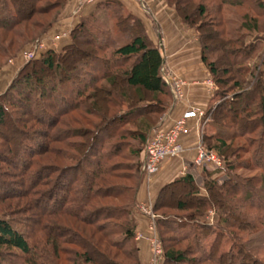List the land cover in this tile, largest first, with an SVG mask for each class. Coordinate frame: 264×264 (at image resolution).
<instances>
[{
    "label": "trees",
    "instance_id": "1",
    "mask_svg": "<svg viewBox=\"0 0 264 264\" xmlns=\"http://www.w3.org/2000/svg\"><path fill=\"white\" fill-rule=\"evenodd\" d=\"M36 1L9 0L11 9L0 0V57L9 50L2 40L32 17ZM193 1L167 0L197 30L216 84L218 101L203 121L219 128L203 129L201 142L223 165L202 166L201 185L186 172L158 191L162 264H264L247 241L264 230V0H218L247 8L239 25L252 35L247 41L244 33L224 36L226 20L208 22V8ZM100 4L116 13L114 28L93 12L80 17L60 50L21 65L0 94V264H141L133 211L145 143L175 99L142 20L119 0ZM209 210L217 231L201 220ZM224 234L231 245L220 250Z\"/></svg>",
    "mask_w": 264,
    "mask_h": 264
},
{
    "label": "rangeland",
    "instance_id": "2",
    "mask_svg": "<svg viewBox=\"0 0 264 264\" xmlns=\"http://www.w3.org/2000/svg\"><path fill=\"white\" fill-rule=\"evenodd\" d=\"M6 1L8 4V7H10L12 9V5L9 2V0H6ZM101 1H104V0H81L80 1L81 3L78 2L76 4L75 0H67L62 5H61V2H59V0L36 1L35 2L36 11L33 13L32 17L28 21H22L19 24H17L14 27V30L16 32L10 33V35H8L5 40L4 39L2 40L3 44L9 50L7 52L3 51L4 55L0 57V94L2 92H4V90L6 89V86L9 84L11 79L15 76L17 69L21 65H23L24 63H26L28 60L31 59V58L26 59L23 57L24 51H26L28 49H33L37 42L38 43L42 42L43 45L36 48V52H35L33 57L39 56L42 50L47 49V45L43 42L44 38H42V35L45 36L49 32H55V31L60 29L59 26H57V25L62 24V23H59L61 21V19L67 18L68 16H70V15H68V13L65 14V9L69 5L75 4L77 7L78 11L75 12L76 13L75 15L78 17L77 21L80 19V17L87 16L93 12L98 17L99 21L102 22V24H104L110 28H114L116 13H114V12L112 13L111 10L114 9V6L115 7H118V6L113 3L114 4V5L112 4L113 9L111 7H108L105 10L100 4ZM130 1H133V3L135 5H139L140 13H142L143 15L139 14V12L138 13L135 12L133 10L134 8H132V6L130 7L128 5V3L126 2V0H119L120 4L122 5V8H123L122 10L124 12L133 13L134 15L139 17L143 22L146 33L148 34V36L151 37V39L154 42H155V40L157 41L158 33L161 32L160 30L162 29V25H160L159 21L155 19V15L153 13H151L152 8H155V7H156V9H158V7L160 8V13L158 16L161 15L164 18L167 17L168 20L171 18V16L172 17L176 16L177 19L179 20V23L180 22L182 23V21L180 20L179 14L175 10L174 6L170 5L167 2V0H130ZM193 3H194V5H196L197 3H203L204 6L206 8H208V10H209L208 12H210V15L203 16L204 19H209V20H207L208 22H211L212 16L216 17V18L220 17V19L224 18V20H226V24L224 26V28H225L224 36L228 35V33H230V34H237V33L242 34V33H244L243 39L245 41H247V39H251L252 35L249 36V33L247 34V30L245 28L239 26L241 21H244V19H245L244 14H247V8H245L244 4H243V6H236V5L235 6L234 5L223 6V5H221V3L218 0H194ZM162 7H163V10H161ZM170 10H172V11L170 12ZM119 11H121V10H119ZM157 11H159V9ZM250 12H253V11L250 10ZM53 18H57V20H55L51 24H48L45 27V29H41L44 25H46V23L50 19H53ZM257 18L259 19V23L261 24L262 23V15L258 14ZM73 25L70 27V29H64L66 31H64V30L60 31L59 35L60 36L66 35L69 37V33H70V30L73 27ZM182 25L183 24H181V26ZM186 29H188V28H186ZM38 31L40 32V37L34 41L29 40L31 37L35 36V34ZM195 32L197 33V30L195 29L194 26H192V28H189V30L187 31V33H189L190 35H195ZM253 33L254 32H252V34ZM162 34L165 35V30L163 31ZM117 35H118L117 39H118L119 43L126 39V37L120 36V34H117ZM56 36H58V35H56ZM62 42H64V41L61 40L57 44L58 47H59V44ZM195 44H196V41H195ZM62 46L58 49H56L55 47L54 48L56 50H60L62 48ZM159 46H161V45L159 44ZM257 51H262V48L258 49ZM214 84H215V82H214ZM215 89H216V84H215ZM215 89L213 88L211 90H213V96L216 99V101H215V103H216L218 101V98L215 95ZM183 91H182V95H183ZM181 97H179L177 99H180ZM214 104H212V105H214ZM202 120H203V118H202ZM203 123H204V121H203ZM218 128H219L218 125H213L212 128L210 126H205L204 132L206 130V132L210 134L214 131H217ZM0 130H1V128H0ZM202 135H203V133H202V131H200V137H201L200 140L202 139ZM236 141L240 142V144H245L243 139H237ZM1 153H2V151L0 149V154ZM133 159L136 160V158H130L129 161L132 163V162H134ZM123 161L125 162V164L128 162L127 160H123ZM208 167H209L208 169L207 168H205V169L209 170V171L215 169V167H211V166H208ZM133 168L130 167L129 169H126V170H127V172L129 171V173H131V172H133ZM157 171H156V173H157ZM238 171L240 173H242L243 176L250 174L249 172H246L243 170H238ZM155 174H153V175H155ZM216 174L221 176V174L219 172H217ZM152 176H149L147 178V176L143 174L142 180L148 181L149 178ZM199 177H200V179H199ZM202 179H203L202 172H200V176L197 174L195 175V182L197 184L200 185L202 183ZM42 188H43L42 190H44V188L46 190L45 186H43ZM40 189H41V187H40ZM203 189H204V187H203ZM0 191H3L2 187H1ZM177 194L180 196L182 195L181 192H177ZM178 195H176V196H178ZM166 198H171V197H169V194H168L165 197V199ZM154 202L137 201L136 208L133 211V215H134L135 211L139 212V214L142 217H144V219L146 220L147 233L142 235V233L136 229L135 230V240L138 242L140 239H145L147 244L149 245V250H150L151 254H150V260H149L148 264H154L153 248L151 245V241L149 240V237L153 236L151 234L154 232V230H151L149 228V225H150L149 220L147 217H145L144 214H142V211H140L139 206H142V204H145L147 209H149L151 207V210L153 211V213L156 214L153 210ZM201 220H203V222L213 226L215 228V231L218 230V228H217L218 215L215 212V210L214 211L209 210L207 213H205L204 217ZM156 235H157V238L159 239V244L161 246V240L159 238L157 229H156ZM215 235L216 234L211 233L206 238L205 243H204V246L206 248H209V245L214 240ZM230 239H231V237L228 234H224V236H222L221 244H220V250H227L230 247V245H231ZM247 241H248V246L252 249L253 253H256V255H258L259 258H262L264 260V230L261 229L258 232L249 235L247 238ZM182 245H184V244L182 243ZM161 250H162V256H163L162 246H161ZM15 252L19 253V251H15ZM162 263H163V257L161 258L159 264H162Z\"/></svg>",
    "mask_w": 264,
    "mask_h": 264
},
{
    "label": "crops",
    "instance_id": "3",
    "mask_svg": "<svg viewBox=\"0 0 264 264\" xmlns=\"http://www.w3.org/2000/svg\"><path fill=\"white\" fill-rule=\"evenodd\" d=\"M75 1L77 4L81 0ZM126 2L130 7L132 6V8H134L133 10L135 12L142 14L140 13L139 5H135L133 1L130 0H126ZM158 9L159 11H157ZM158 9H156V7L152 8L151 13L155 15V19L159 21L160 25H162L161 32L158 33V38L155 42L161 45L160 50L163 56V65L167 70H170L174 74L183 78L185 83L183 86L184 91L182 97L180 99L174 98L175 100L173 104L167 109L157 127L153 129L154 131L167 130L170 128L174 120L181 116L189 107H198L206 110L216 101L213 96V90L209 89V85L206 82L211 76L201 59L200 43L197 33L195 32L196 36L187 33L189 28L192 27H188L181 22L179 23L176 16H171L169 20L167 17L166 19L161 15L158 16L160 8L158 7ZM161 10H163V7ZM76 11H78V9L75 4L69 5L65 9V14L68 13L70 16L61 19L59 23L62 24L57 25L60 29L55 32H49L45 36L42 35V38H44L43 42L47 45V48L55 47L58 49L69 41L68 36H60L59 33L64 29H70V27L77 22L78 17L75 15ZM171 11L172 10H170V12ZM181 24L183 25L181 26ZM164 30L165 35L162 34ZM61 40L64 42L60 43L58 47L57 44ZM206 121L203 123V120L199 118H190L187 120L185 131L180 136L181 143L184 146V152L178 157L164 159L160 163L155 175L150 177L148 181L142 180L137 191V201L154 202L158 191L164 184L180 177L186 172H191L194 179L196 174L200 176L202 167L196 165L194 160L197 155L196 147L201 141L200 131H202L205 126H210L212 128V126L207 124ZM200 194L206 195V191L203 187L200 188ZM134 218L136 229L140 231L142 235L146 234L147 226L144 217H142L139 212L135 211ZM137 244L139 247L141 264H148L151 254L149 245L145 239H140Z\"/></svg>",
    "mask_w": 264,
    "mask_h": 264
},
{
    "label": "built area",
    "instance_id": "4",
    "mask_svg": "<svg viewBox=\"0 0 264 264\" xmlns=\"http://www.w3.org/2000/svg\"><path fill=\"white\" fill-rule=\"evenodd\" d=\"M42 42H37L33 49H28L24 51L23 57L26 59L32 58L36 52V48L42 46ZM162 75L165 80L169 83L171 92L175 99L182 96L184 79L180 76L174 74L170 70H167L164 65H162ZM206 82L209 85V89H215V84L212 78H208ZM205 110L198 107L187 108L181 116L177 117L170 128L167 130H152L147 138L144 149V159L142 164V172L144 175L152 176L158 170L160 163L166 158L178 157L184 152V146L181 143L180 136L185 131L187 120L190 118L204 117ZM197 155L194 163L198 166H204L205 168L211 167H221L223 165V160L214 152L207 151L202 142L200 141L196 147ZM140 211L149 220V228L154 230L151 234L153 236L149 237L154 254V264H159L162 258V250L159 244V239L156 235V225L155 218L156 214L153 213L151 207L146 208L145 204L139 206Z\"/></svg>",
    "mask_w": 264,
    "mask_h": 264
}]
</instances>
